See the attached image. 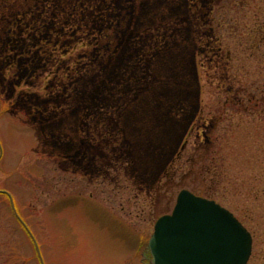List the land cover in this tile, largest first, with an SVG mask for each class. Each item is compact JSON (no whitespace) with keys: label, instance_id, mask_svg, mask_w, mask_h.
Wrapping results in <instances>:
<instances>
[{"label":"rangeland","instance_id":"374dc122","mask_svg":"<svg viewBox=\"0 0 264 264\" xmlns=\"http://www.w3.org/2000/svg\"><path fill=\"white\" fill-rule=\"evenodd\" d=\"M262 32L264 0H0V264H146L183 189L264 264Z\"/></svg>","mask_w":264,"mask_h":264},{"label":"water","instance_id":"95a60500","mask_svg":"<svg viewBox=\"0 0 264 264\" xmlns=\"http://www.w3.org/2000/svg\"><path fill=\"white\" fill-rule=\"evenodd\" d=\"M148 247L153 264H247L253 238L229 210L183 189L155 222Z\"/></svg>","mask_w":264,"mask_h":264},{"label":"flooded vegetation","instance_id":"af4514ba","mask_svg":"<svg viewBox=\"0 0 264 264\" xmlns=\"http://www.w3.org/2000/svg\"><path fill=\"white\" fill-rule=\"evenodd\" d=\"M227 1H229V0H227ZM131 15H133V14H131ZM131 17H133V16H131ZM118 19H119V22H120L119 27H120V31H121L122 22L125 21V18L124 17H120ZM102 20H103V22L101 24V32H117V27H116V24H115V20L113 21V17L111 15H109L108 18H102ZM256 33L257 32H254L255 35H256ZM263 33L264 32H262L261 37L264 35ZM93 46H95V48H97L98 44L95 43V41H94V45ZM74 48H75V50L77 49V47H75V46H74ZM219 48H220L219 51L221 52L222 48L221 47H219ZM84 59H85V57L83 58V60ZM77 62H79V61H77ZM215 128H216V125L211 128L212 132L215 131ZM210 139H211V137H210ZM209 146L211 147L212 145H209ZM209 146H207V149L210 148ZM0 195H3V196H5V197H7V198L12 200V198L10 196L11 194L9 193V191L0 189ZM12 204H13V207L15 208L16 204L14 203V200H12ZM145 260L147 262L146 264H151V261L149 260L148 250L145 253Z\"/></svg>","mask_w":264,"mask_h":264},{"label":"trees","instance_id":"16d2710c","mask_svg":"<svg viewBox=\"0 0 264 264\" xmlns=\"http://www.w3.org/2000/svg\"><path fill=\"white\" fill-rule=\"evenodd\" d=\"M109 33V32H108ZM95 47V46H94ZM106 136V135H105ZM103 138V137H102ZM193 192V191H192ZM193 193H195V192H193ZM195 194H197V193H195ZM198 195V194H197ZM200 196H202V195H200ZM203 197H205V196H203ZM206 198H209V199H211L210 197H206Z\"/></svg>","mask_w":264,"mask_h":264}]
</instances>
